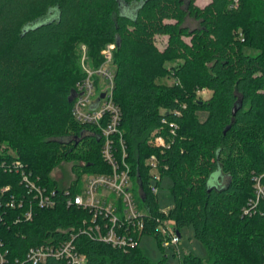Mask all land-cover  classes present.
<instances>
[{"label": "trees", "instance_id": "obj_1", "mask_svg": "<svg viewBox=\"0 0 264 264\" xmlns=\"http://www.w3.org/2000/svg\"><path fill=\"white\" fill-rule=\"evenodd\" d=\"M195 1L0 0V144L12 149L0 150V187L20 189L13 161L58 192L63 188L50 173L60 162L71 164V193L82 176L109 172L96 127L73 118L68 97L84 76L74 45H84L95 68L103 61L101 50L113 43L112 99L134 197L155 227L163 216L148 190L145 161L157 155L162 177L171 182L166 218L178 231L190 225L207 252L205 260L185 254L176 263L166 257L152 263L138 247L123 251L76 234L84 264H264V200L253 209L250 204L254 178L264 174V0H239L235 8L231 0H208L203 7ZM186 18L198 25L188 27ZM158 36L166 38L161 48ZM7 57L14 65L4 67ZM164 77L173 83L159 82ZM45 82L56 84L50 95L60 96L57 106L32 91ZM200 88L209 91L208 99L195 95ZM199 111L206 114L202 121ZM170 122L178 126L172 135ZM160 128L163 152L148 143ZM213 173L217 181L210 184ZM250 207L252 214L243 215ZM2 211L0 239L18 259L30 247L74 235L88 219L64 205L36 209L31 222L13 221L17 210ZM144 234L158 240L153 229Z\"/></svg>", "mask_w": 264, "mask_h": 264}, {"label": "built area", "instance_id": "obj_2", "mask_svg": "<svg viewBox=\"0 0 264 264\" xmlns=\"http://www.w3.org/2000/svg\"><path fill=\"white\" fill-rule=\"evenodd\" d=\"M238 3L239 0H231L230 8L237 7ZM238 36L243 41L240 33ZM114 46L113 43H107L102 51V64L91 72L88 71L76 83L71 111L78 123L96 127L103 141L101 155L110 167L109 172L82 176L84 182L76 192L71 193L68 188L58 192L56 189L47 188L37 176L22 168L18 161H13L11 168L19 176L21 187L15 191L10 185L0 187V221L5 218L2 211L5 208L17 210L18 214L12 218L13 221L31 222L36 209L51 210L58 205L83 211L88 214V219L81 220L74 235L71 233L63 240H48L30 247L20 259L11 258L4 241L0 239V264H41L48 259L63 261L64 264H84V256L74 245L76 234L126 251L138 247L140 237L144 231L150 229H153L161 248L171 250L175 258L182 259L178 249L180 234L173 221L166 218L168 209H159L163 217H156L155 227H150L151 217L147 208L134 197L131 169L126 161L128 153L118 129L119 109L112 99L113 74L110 66ZM101 94L104 95L102 98ZM173 114L179 115V111H174ZM161 123L165 125L166 122L162 120ZM167 125L169 135L174 134L177 124L170 122ZM162 132L164 133L162 128L152 131L148 143L163 152L166 140ZM115 138L119 141L117 148L114 147ZM145 164L150 169L148 190L156 195L157 185L162 178L161 171L164 170L155 154L149 155ZM262 180L264 174L254 178V197L250 200L252 209L260 200H264ZM242 213L250 216L251 207L243 209Z\"/></svg>", "mask_w": 264, "mask_h": 264}, {"label": "rangeland", "instance_id": "obj_3", "mask_svg": "<svg viewBox=\"0 0 264 264\" xmlns=\"http://www.w3.org/2000/svg\"><path fill=\"white\" fill-rule=\"evenodd\" d=\"M207 2L208 0H196L195 4L199 7H203ZM185 25H187L190 28H194L198 25V23L191 18H186ZM165 41H166L165 37H160V36L156 37V43L160 48L163 46ZM185 41H188V39H185ZM104 48L101 50V55ZM245 51L250 54L256 53L255 50H251V49H245ZM71 53L76 59V65L78 66V68H80L83 71L84 73L83 77H85L88 74V71L91 72L92 70L96 69L98 66L102 64L100 63L95 68H92L90 66L89 58L87 56L86 49L83 44L76 43L74 47L71 49ZM8 57L5 60V62L6 61L7 62L4 64V67L14 65L12 64L13 60L12 59L8 60ZM2 65L3 63H1V66ZM159 82L167 85H171L173 83V79L169 77H164L163 79H160ZM55 87L56 84L54 85V87L53 86L51 87V82L50 83L45 82L43 84H38L35 87H33L32 91L34 92V90H38L39 93L43 95L44 98L46 97L45 99H47V101L57 106V104L60 103V101H58L59 100L58 97L60 96L58 95V97H55V93L53 96L50 95L51 92L55 90ZM195 93L196 96L198 97L200 96L201 99L203 100L208 99L210 95L209 91L205 88L197 89ZM197 115L199 119L202 121L204 120L206 114L204 112L199 111L197 112ZM0 150L12 153V149L5 142L0 144ZM70 168H71L70 163L60 162L56 167H54V169L50 173L51 177L58 183V185L61 188H66L69 185L70 181H72L73 179V176L70 172ZM216 179H217V175L216 173H213L211 179H209V183L215 184L217 181ZM83 182H84V177L81 178V181L79 183L80 188L82 187ZM150 182L154 184V181L151 180ZM170 187H171L170 179L166 176H163L157 185V192H156L158 208L162 211L168 209L172 205V198L169 193ZM178 232L180 234L178 249L181 258H183L185 254H192L194 256L200 257L203 260L207 258V252L203 244L194 237L193 229L190 225L179 228ZM138 248L140 249L142 254L152 263L157 262L163 257H166V260L170 263H176L178 260L172 255L171 250L161 248L159 246L158 240L155 239L152 234H143L139 239Z\"/></svg>", "mask_w": 264, "mask_h": 264}, {"label": "water", "instance_id": "obj_4", "mask_svg": "<svg viewBox=\"0 0 264 264\" xmlns=\"http://www.w3.org/2000/svg\"><path fill=\"white\" fill-rule=\"evenodd\" d=\"M104 95L103 94H101V96H100V98H102ZM72 100V95H70L69 97H68V101L70 102ZM235 108H233V114L235 113Z\"/></svg>", "mask_w": 264, "mask_h": 264}, {"label": "bare ground", "instance_id": "obj_5", "mask_svg": "<svg viewBox=\"0 0 264 264\" xmlns=\"http://www.w3.org/2000/svg\"><path fill=\"white\" fill-rule=\"evenodd\" d=\"M71 95H72V99H73V96H74V91H73V93H72Z\"/></svg>", "mask_w": 264, "mask_h": 264}]
</instances>
